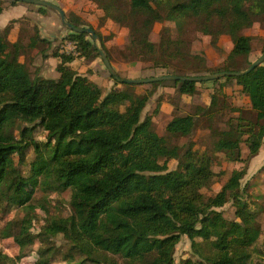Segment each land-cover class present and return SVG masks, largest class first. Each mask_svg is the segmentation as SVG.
<instances>
[{"label":"trees","instance_id":"trees-1","mask_svg":"<svg viewBox=\"0 0 264 264\" xmlns=\"http://www.w3.org/2000/svg\"><path fill=\"white\" fill-rule=\"evenodd\" d=\"M94 1L106 16L142 34L132 44L136 55L152 56L158 67L178 59L182 64L167 73L177 75L204 70L190 59L196 55L182 36L189 21L216 38L228 34L232 60L251 53L253 37L243 30L252 25L254 13L264 14V0ZM3 9L0 4V14ZM67 16L75 25H89L77 15ZM164 21H174L180 35L173 37L166 28L156 44L149 35L156 23ZM87 35L70 29L62 43H74L75 50H63L65 44L55 47L53 55L61 59L60 77L52 79L32 76L28 64L19 61L21 45L0 31V211H30L21 219L7 221L0 230L1 239L12 238L19 247L17 257L1 252L0 264H18L38 240L48 246L57 235L70 246L64 264H120L114 257L124 264H175L176 247L184 235L191 241L192 252L181 264H248L261 230L242 180L248 160L264 140V63L244 75L224 77L234 79L249 96L256 123L246 124L249 130L244 131L241 115L230 118L227 129L214 130L212 152L192 145L182 152L154 129L152 115L142 118L151 92L140 96L131 89L135 84L122 83L124 89L104 93L102 85L71 67L77 56L99 55ZM37 40L38 35L30 45ZM222 70L239 69L228 65L217 71ZM222 79L209 81L215 88L207 107L176 115L167 123L170 135L189 137L198 116L211 119L217 113L222 92L216 84ZM151 84L173 86L180 95L195 94L200 88L194 81ZM40 128L46 140L35 137ZM242 142L249 150L247 158H242ZM32 146L36 155L28 162L27 149ZM222 151L227 160L245 165L233 169L219 191L206 195L203 190L217 176L213 153ZM173 159L179 160L178 168H170ZM24 165L29 166L26 172L20 167ZM37 189L58 193L70 189L71 213L48 218L34 233ZM230 200L236 207L232 220L221 210ZM47 246L38 250L31 264L55 261L54 249Z\"/></svg>","mask_w":264,"mask_h":264},{"label":"rangeland","instance_id":"rangeland-1","mask_svg":"<svg viewBox=\"0 0 264 264\" xmlns=\"http://www.w3.org/2000/svg\"><path fill=\"white\" fill-rule=\"evenodd\" d=\"M56 1L57 4L60 3V5H63L62 8L66 11V15H77L81 17L89 24L83 26L92 27L101 33L102 38H100V42L98 43H102L106 53L110 56L115 70L121 77L146 78L158 76L167 74L170 69L182 64L179 63L178 59H174L170 64H167L168 67H158L156 66L155 60L152 59V56L136 55L135 50L132 48V44L139 41L142 34L132 31L129 26L122 25L114 21L111 17L106 16L99 4L94 0ZM8 3H11V1L0 0V4L3 6ZM98 12H100L101 15H99ZM253 18L254 21L252 25L243 30L244 34L253 37L252 51L248 56H239L232 60L229 59V54L233 48V42L228 34H221L216 38L213 35L203 33V31L198 28L195 21H189L182 36L188 40V48L190 49V52L193 55H196V57H191L190 59L194 61L195 64L200 63L204 68L203 71L198 73H192L193 71H189V73L193 75L210 74L211 72L223 69L228 65H233L239 70H242L248 66V62H250L252 58L259 57L262 54L264 46V14L259 15L254 13ZM166 28H168V32L173 37L180 35L174 21H164L155 24L149 35V39L156 44H159ZM87 38L94 43L91 35L88 34ZM61 44L65 43L61 42L59 46H61ZM63 50L66 49L63 48ZM84 58L85 64L88 65V74H93L100 84L104 85V93H107L115 87L120 89L125 88L124 84L117 83L112 77L100 55L93 53L89 57ZM94 61H97V64L94 63ZM85 64L82 63L84 66ZM100 65L103 66V69ZM29 69L32 76L38 74L36 70H33L30 67ZM50 78H52V76H50ZM108 81L111 82V85L108 84ZM235 82L234 79L226 80L223 77L222 81L216 84V87H220L222 92L220 93V103L217 105V113H215L211 119H207L206 116L202 115L198 116L195 130L189 137H174L173 135H170L166 130L167 123L176 115H181L185 112L195 113L199 107L205 108L204 106H196L194 109L191 108V110L186 109L182 95H180L177 88L173 86L145 83L135 84L131 89L140 96H146L150 94V92L152 93L142 112V118L146 115H152L154 129L167 137L169 146L178 144L183 152L188 146L192 145L196 150H208L212 152L216 140L214 137V130L218 131L227 129L230 118L235 119L241 115L245 119V121H242V128L244 131L249 130V126L246 124L256 123L257 120L255 112L245 111L242 109L243 106H232L231 100H227L228 96L223 90V85H226L227 83L233 84ZM198 84L199 87L204 90V86L207 83L198 82ZM228 86H226V88H228ZM211 93L204 98V101H209L211 103ZM122 108L124 109V107ZM35 137L39 140H46V132L40 128L35 132ZM246 147L247 144L242 142V149ZM35 155L33 146L27 149L26 158L28 162L32 161L35 158ZM213 155L215 156L214 158H216V163L213 168L217 173V176L215 177V182L212 186L203 190L206 195H210L221 189L233 171V165L235 164V161H229L226 159L224 151L214 152ZM15 159L18 163L19 157L17 154L15 155ZM169 166L171 169L178 168L179 160H171ZM20 167L24 172L29 169L28 165ZM242 188L246 190L245 198L248 200L251 208L258 212L256 224L261 230V235L258 241L252 247V258L248 264H264V175L258 173L247 178L244 177L242 180ZM70 197V189L61 193L51 191L44 192L41 189H37L33 199V204L36 206V209L32 212L35 214V226L32 228L33 232L37 233L45 221L50 217L68 216L71 213L69 205ZM221 210L226 218L231 220L236 218V207L233 200L226 203ZM28 212L30 211L23 208L13 209L7 214L0 211V230L7 221L14 218L21 219ZM50 242L51 243L47 246L46 243L38 240L31 249L28 250L29 255L19 260L18 264L33 263L38 258V250L46 246L54 249L53 254L55 261L52 264H64L63 258L65 257V254L70 251L69 244L62 235L51 237ZM1 252L12 257H17L19 254V247L12 238H0V253ZM191 252V241L186 235H184L176 247L175 264H181L191 256ZM75 258L76 260H79L81 257L76 254ZM114 258L120 264H124L122 259L117 257Z\"/></svg>","mask_w":264,"mask_h":264},{"label":"crops","instance_id":"crops-1","mask_svg":"<svg viewBox=\"0 0 264 264\" xmlns=\"http://www.w3.org/2000/svg\"><path fill=\"white\" fill-rule=\"evenodd\" d=\"M57 3L56 0H50ZM60 5V3H58ZM63 7V5H60ZM42 6L29 4L25 2L8 3L4 5V9L0 14V31L7 32L10 42H18L21 45L19 61L28 64V66L36 70L39 76L45 78L58 79L60 73L57 70V65L61 59L53 55L55 47L63 38L70 32V29L64 26L59 13L53 9H40ZM46 8V7H44ZM101 15L100 12H98ZM11 25V26H10ZM38 35L40 40H37L34 45H30L34 37ZM63 45V44H61ZM64 47V46H63ZM62 52V50H60ZM252 58L251 61H254ZM85 58L77 56L71 63V67L77 70L80 74H87L91 79L100 82L91 73L88 74V65L85 64ZM85 64L84 65H82ZM97 64V61H94ZM100 67L103 66L100 65ZM222 81V80H221ZM111 82L108 81V84ZM102 85V84H100ZM111 85V84H110ZM229 85V86H228ZM104 87V85H102ZM228 86V88H226ZM205 89L199 88L195 94H182V99L186 105V109L191 110L196 106H208L209 101H204L206 96L213 92L215 85L212 82L205 84ZM223 90L228 96L227 100H231L232 106H240L243 110L253 112L251 108L250 98L242 92V86L235 83H227L223 85ZM242 96V97H240ZM185 112V111H184ZM189 112H185L187 114ZM191 113V112H190ZM249 154L248 148L242 149V158H247ZM244 162H235L234 169H239L244 166ZM247 173L245 177L262 173L264 175V140L259 152L250 157L246 164Z\"/></svg>","mask_w":264,"mask_h":264},{"label":"water","instance_id":"water-1","mask_svg":"<svg viewBox=\"0 0 264 264\" xmlns=\"http://www.w3.org/2000/svg\"><path fill=\"white\" fill-rule=\"evenodd\" d=\"M19 2H25L29 4H35L38 6L46 7L53 9L57 11L61 17V20L63 24L73 30L77 33H86L92 36L94 40V44L97 47L98 53L103 60L105 66L109 70L112 77L121 83H127V84H145V83H153V82H159V81H194V82H205V81H212L216 79H220L226 76H241L246 73H249L257 66L264 63V53L261 54L259 57H257L252 64L242 70H222L213 72L210 74H204V75H177V74H162L158 76H152V77H146V78H123L120 76V74L115 70L110 58L108 57L102 43L100 42V36L97 34L96 30L92 27H86V26H78L70 22L66 15V11L57 3L52 2L50 0H14Z\"/></svg>","mask_w":264,"mask_h":264},{"label":"built area","instance_id":"built-area-1","mask_svg":"<svg viewBox=\"0 0 264 264\" xmlns=\"http://www.w3.org/2000/svg\"><path fill=\"white\" fill-rule=\"evenodd\" d=\"M64 48L66 49L65 51H68V52L74 51L75 44L72 42H69V43L67 42L66 45H64Z\"/></svg>","mask_w":264,"mask_h":264}]
</instances>
